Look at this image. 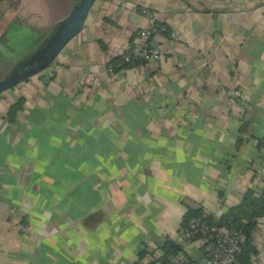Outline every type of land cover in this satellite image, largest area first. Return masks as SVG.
Wrapping results in <instances>:
<instances>
[{
    "label": "crops",
    "instance_id": "1",
    "mask_svg": "<svg viewBox=\"0 0 264 264\" xmlns=\"http://www.w3.org/2000/svg\"><path fill=\"white\" fill-rule=\"evenodd\" d=\"M31 1L0 4V39L21 17L38 40L76 2ZM150 11L162 58L112 70ZM263 137L264 0H96L46 69L0 93V264H147L166 238L206 264L203 238H179L186 206L218 216L260 190ZM251 238L234 264H264V217Z\"/></svg>",
    "mask_w": 264,
    "mask_h": 264
},
{
    "label": "trees",
    "instance_id": "2",
    "mask_svg": "<svg viewBox=\"0 0 264 264\" xmlns=\"http://www.w3.org/2000/svg\"><path fill=\"white\" fill-rule=\"evenodd\" d=\"M3 1L4 0H0V4ZM17 2L18 0H13V3L17 4ZM32 32L38 33L36 29H32ZM50 32L51 29L43 36L41 41H43L50 34ZM132 43L133 41L131 42V45ZM0 48L3 47L0 46ZM0 54L3 55V53ZM141 63H143V61L140 60L124 61L123 55H118L111 59L109 65L112 70L118 71ZM21 107L22 100H19L17 103H14L9 107L7 112V118L9 121L13 122L15 120L17 112L21 109ZM261 146H264V137L261 140ZM202 215L207 223L211 225L225 226L243 233L246 240L242 245L241 253L237 259L248 257L250 253H255V248L251 238L252 231L254 230L257 221L264 217V186L260 190L251 187L248 188L238 204L228 207L221 215L218 216L206 212L202 206L195 207L187 204L180 228H185L188 219L191 217ZM156 250L160 251V255L158 257H153V260L147 264H154L157 261L160 262V264H173V257L178 253H182V247L170 238H166L163 242L159 243ZM146 254L147 250L145 248L141 249L139 252V259H142ZM135 264L140 263L137 262ZM187 264L199 263L188 258Z\"/></svg>",
    "mask_w": 264,
    "mask_h": 264
},
{
    "label": "built area",
    "instance_id": "3",
    "mask_svg": "<svg viewBox=\"0 0 264 264\" xmlns=\"http://www.w3.org/2000/svg\"><path fill=\"white\" fill-rule=\"evenodd\" d=\"M147 16L148 25L139 29L132 45L126 48L122 54L124 61L150 62L162 58V53L153 45L152 40L154 36L164 33L165 27L157 23L156 12L150 11ZM200 237L206 241V264H234L246 240L240 231L207 223L203 215L188 219L185 228L179 232V238L183 242H192ZM173 264H187V258L178 253L173 257Z\"/></svg>",
    "mask_w": 264,
    "mask_h": 264
},
{
    "label": "water",
    "instance_id": "4",
    "mask_svg": "<svg viewBox=\"0 0 264 264\" xmlns=\"http://www.w3.org/2000/svg\"><path fill=\"white\" fill-rule=\"evenodd\" d=\"M95 1L76 0L68 14L53 26L50 34L40 42L35 50L0 79V93L46 69L65 45L82 30L88 12Z\"/></svg>",
    "mask_w": 264,
    "mask_h": 264
},
{
    "label": "rangeland",
    "instance_id": "5",
    "mask_svg": "<svg viewBox=\"0 0 264 264\" xmlns=\"http://www.w3.org/2000/svg\"><path fill=\"white\" fill-rule=\"evenodd\" d=\"M31 2H35L34 5L36 7H39L41 10L43 9V6H45L44 0H32ZM30 3L27 5L26 10L31 9ZM45 17L46 16H42L41 19ZM16 22H18L16 24L19 25L18 28L16 29L13 27L10 30V33H8V35H6L5 37L3 36L0 39V46L2 45L3 47L0 48V53H3V55L0 54V79L6 76L18 64L19 61H21L27 55L32 53L35 48L40 44V41L43 36L47 34L50 30L44 27L39 28V33L42 35L41 38L37 40L35 37V33L32 32V29H36V27L24 24L25 20L21 17H18L16 19ZM8 26H5L3 30L5 31L7 27V29L9 30V28L14 25L11 24V26ZM23 27H25V29H23Z\"/></svg>",
    "mask_w": 264,
    "mask_h": 264
}]
</instances>
